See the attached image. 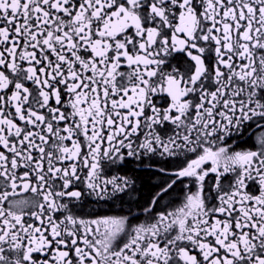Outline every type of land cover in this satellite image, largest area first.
Here are the masks:
<instances>
[{
  "label": "snow or ice",
  "instance_id": "snow-or-ice-1",
  "mask_svg": "<svg viewBox=\"0 0 264 264\" xmlns=\"http://www.w3.org/2000/svg\"><path fill=\"white\" fill-rule=\"evenodd\" d=\"M254 117L264 0H0V264H264V133L227 146ZM157 153L178 164L152 205L186 180L179 207L130 232L74 213Z\"/></svg>",
  "mask_w": 264,
  "mask_h": 264
},
{
  "label": "flooded vegetation",
  "instance_id": "flooded-vegetation-1",
  "mask_svg": "<svg viewBox=\"0 0 264 264\" xmlns=\"http://www.w3.org/2000/svg\"><path fill=\"white\" fill-rule=\"evenodd\" d=\"M128 71L127 68L123 69ZM159 104L160 98L157 97ZM264 124V120L254 117L252 121H245L240 129L233 130L230 137L227 138V146L232 152L256 150L259 147L258 138L264 133V128L259 125ZM69 146L70 142H69ZM182 159V158H181ZM178 164L176 157L156 155H140L138 157H127L123 161L106 166L104 169V177L110 178L114 175L127 177L130 181L129 186L123 192H113L109 185L106 193L98 194L90 192L85 185H81L82 197L79 201H75L76 208L74 213L80 218L88 221L105 216H121L128 218V231L137 225H148L154 222L161 212L171 211L179 207L185 195L184 181L175 186L167 196H164L153 207L152 200L155 194L163 186V181L169 177L162 173L160 169L171 173ZM211 167V163L207 164ZM227 181H225V184ZM215 175L210 174L206 178V195L216 196L214 191ZM251 192L258 194L259 188L255 183L250 184ZM24 196H31V193H25ZM23 198V197H20ZM217 204L215 199L208 203V207ZM145 209H152L145 211ZM31 222V221H29ZM128 235L121 234L116 241L113 242V250H118L127 242Z\"/></svg>",
  "mask_w": 264,
  "mask_h": 264
}]
</instances>
